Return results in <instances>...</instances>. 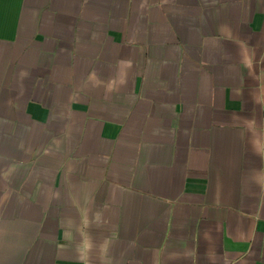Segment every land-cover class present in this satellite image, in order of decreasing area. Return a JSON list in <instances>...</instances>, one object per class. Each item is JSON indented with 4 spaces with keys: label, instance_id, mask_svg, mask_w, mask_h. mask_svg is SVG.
Here are the masks:
<instances>
[{
    "label": "crops",
    "instance_id": "1",
    "mask_svg": "<svg viewBox=\"0 0 264 264\" xmlns=\"http://www.w3.org/2000/svg\"><path fill=\"white\" fill-rule=\"evenodd\" d=\"M0 264H264V0H0Z\"/></svg>",
    "mask_w": 264,
    "mask_h": 264
}]
</instances>
